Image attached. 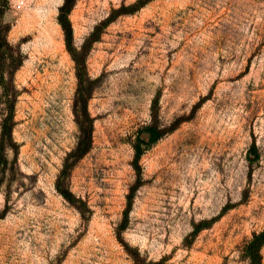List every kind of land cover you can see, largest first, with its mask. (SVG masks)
Returning a JSON list of instances; mask_svg holds the SVG:
<instances>
[{"label":"rangeland","instance_id":"1","mask_svg":"<svg viewBox=\"0 0 264 264\" xmlns=\"http://www.w3.org/2000/svg\"><path fill=\"white\" fill-rule=\"evenodd\" d=\"M63 3L10 0L4 17L17 68L0 81V140L13 114L0 264H251L241 247L264 229V0H75L87 103ZM151 125L162 134L147 147Z\"/></svg>","mask_w":264,"mask_h":264},{"label":"trees","instance_id":"2","mask_svg":"<svg viewBox=\"0 0 264 264\" xmlns=\"http://www.w3.org/2000/svg\"><path fill=\"white\" fill-rule=\"evenodd\" d=\"M75 0H64L63 5L60 7L59 12V22L63 28L65 34V42L67 48L70 51L74 61L76 62L77 67V77L79 81V86L77 90V95L84 98L87 103L90 98L89 87L87 86V72L85 57H80L78 53L73 48V30L71 22L69 20V15L74 5ZM10 7V0H0V81L5 85V76L8 74L13 75V72L16 70V60L13 58L15 52L13 47L9 44L7 40V35L10 30V26L5 23L4 17ZM98 33L96 29L91 35L92 38ZM11 79V78H10ZM2 129V138L0 140V160L1 162H6L5 154L7 150V145L5 143V137L11 135V128L13 127V114L10 113L4 119L1 118ZM144 131L149 135L150 142L147 144V147L155 143L161 136V131H159L156 125L147 126L144 128ZM85 137V138H84ZM83 139V141H82ZM85 141V143H84ZM92 143L91 136V127L87 129H81V141H79L75 151H78L82 144H86V148L82 151V155L89 152ZM143 144L144 141L137 138V141L134 145L135 149V164L138 166V161L141 155L144 152ZM79 158V157H78ZM4 164V163H3ZM60 190V188H59ZM62 194L68 196L66 192L62 191ZM264 245V229L259 233H254L252 238L246 241L241 247V257L249 259L251 264H261V255L260 251Z\"/></svg>","mask_w":264,"mask_h":264},{"label":"built area","instance_id":"3","mask_svg":"<svg viewBox=\"0 0 264 264\" xmlns=\"http://www.w3.org/2000/svg\"><path fill=\"white\" fill-rule=\"evenodd\" d=\"M23 4H24V1H19V2H17V4H16V9H20V8H22Z\"/></svg>","mask_w":264,"mask_h":264}]
</instances>
